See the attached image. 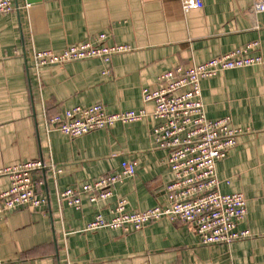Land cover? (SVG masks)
Returning a JSON list of instances; mask_svg holds the SVG:
<instances>
[{
	"label": "crops",
	"instance_id": "obj_1",
	"mask_svg": "<svg viewBox=\"0 0 264 264\" xmlns=\"http://www.w3.org/2000/svg\"><path fill=\"white\" fill-rule=\"evenodd\" d=\"M0 18V169L34 159L51 161L35 175L47 205L21 208L0 218V264H264V12L252 0H204L183 12L180 0H13ZM106 33L127 53L109 64L100 59L32 70L34 51L61 52ZM259 43L263 64L223 72L201 83L206 117H230L244 131L236 147L216 164L222 194L243 193L247 215L239 230L251 237L230 246L208 245L192 225L167 219L141 230L86 231L101 213L110 220L119 200L129 213L167 204L172 180L169 152L152 135L160 121L115 124L77 138L48 133V119L74 107L102 104L111 113L154 111L144 89L180 66ZM110 70L109 74H104ZM137 173L119 183L111 198L93 204L82 195L79 209L58 201V192L116 174L124 161ZM10 180L0 177V193Z\"/></svg>",
	"mask_w": 264,
	"mask_h": 264
},
{
	"label": "built area",
	"instance_id": "obj_2",
	"mask_svg": "<svg viewBox=\"0 0 264 264\" xmlns=\"http://www.w3.org/2000/svg\"><path fill=\"white\" fill-rule=\"evenodd\" d=\"M180 3L183 12L204 7V0H180ZM14 10L13 0H0V18ZM250 10L254 14L264 12V0H252ZM131 50L128 45L109 44L108 35L103 33L94 41L69 45L59 53L52 50L34 51L32 70L39 81L45 68L88 59H100L109 64L116 55ZM258 50L259 43L255 41L204 63L166 71L158 78V89L147 88L143 91L144 102L154 105L151 114L145 109L111 113L104 105L97 104L88 108L67 109L48 119V133L58 131L70 138L107 130L118 123L128 125L144 121L149 116L160 121L152 135L156 146L169 152L168 167L172 180L164 189L166 206L129 213L126 211V201L119 200L112 219L106 220L98 213L86 231L105 228L138 231L150 223L167 219L192 225L204 246H230L251 237L249 230L238 228L247 215L244 194H222L216 171L217 162L226 158L236 147L244 131L234 127L230 117L219 120L206 117L201 83L226 71L262 65L263 57ZM109 73L110 70H107L104 74ZM46 169L54 175L62 173L61 168L44 159L0 169V177L10 180L8 190L0 193V218L21 208L38 209L47 205L46 197L37 191L39 182L35 178L37 173ZM136 173V164L124 161L116 174L103 176L79 189L59 191L58 201L79 209L81 196L87 195L91 203L97 204L111 198L115 187L133 178Z\"/></svg>",
	"mask_w": 264,
	"mask_h": 264
}]
</instances>
